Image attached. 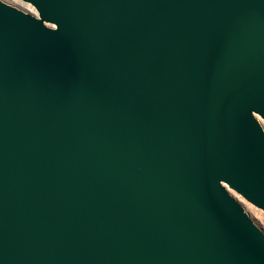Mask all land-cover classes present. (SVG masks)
<instances>
[{
    "label": "water",
    "instance_id": "95a60500",
    "mask_svg": "<svg viewBox=\"0 0 264 264\" xmlns=\"http://www.w3.org/2000/svg\"><path fill=\"white\" fill-rule=\"evenodd\" d=\"M0 1V264H264V0Z\"/></svg>",
    "mask_w": 264,
    "mask_h": 264
},
{
    "label": "rangeland",
    "instance_id": "374dc122",
    "mask_svg": "<svg viewBox=\"0 0 264 264\" xmlns=\"http://www.w3.org/2000/svg\"><path fill=\"white\" fill-rule=\"evenodd\" d=\"M3 3L10 5L12 7H15L23 12L30 13L33 15H37L36 10L34 7L27 3L23 2L21 0H0ZM259 120V123L264 131V120L260 117H257ZM226 188L229 190V192L235 197L242 205L244 211L249 216V218L253 221V223L262 230L264 233V211L255 207L254 205L247 202L244 198H242L239 194L231 190L228 186Z\"/></svg>",
    "mask_w": 264,
    "mask_h": 264
}]
</instances>
